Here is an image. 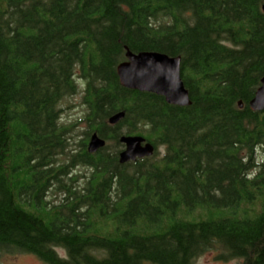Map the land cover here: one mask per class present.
Returning a JSON list of instances; mask_svg holds the SVG:
<instances>
[{
  "label": "trees",
  "instance_id": "trees-1",
  "mask_svg": "<svg viewBox=\"0 0 264 264\" xmlns=\"http://www.w3.org/2000/svg\"><path fill=\"white\" fill-rule=\"evenodd\" d=\"M263 8L0 0V259L195 264L218 251L264 264V112L249 107L264 77ZM127 48L181 57L192 105L122 87ZM79 91L87 130L75 150L61 107ZM94 133L107 145L90 154ZM122 136L147 138L155 155L121 165Z\"/></svg>",
  "mask_w": 264,
  "mask_h": 264
},
{
  "label": "water",
  "instance_id": "water-1",
  "mask_svg": "<svg viewBox=\"0 0 264 264\" xmlns=\"http://www.w3.org/2000/svg\"><path fill=\"white\" fill-rule=\"evenodd\" d=\"M126 50V61L117 67L122 87L161 96L172 106L192 105L190 94L181 76V57H171L158 52L133 53L128 48ZM239 107L243 109L244 104L240 102ZM249 107L253 112H264V77ZM124 117L125 112H120L109 119V124L115 126ZM119 141L124 145L123 151L119 154L121 165L151 158L156 152L155 145L143 136H122ZM106 144L105 139L94 133L88 143V152L96 154L104 149Z\"/></svg>",
  "mask_w": 264,
  "mask_h": 264
},
{
  "label": "rangeland",
  "instance_id": "rangeland-1",
  "mask_svg": "<svg viewBox=\"0 0 264 264\" xmlns=\"http://www.w3.org/2000/svg\"><path fill=\"white\" fill-rule=\"evenodd\" d=\"M82 87L84 86L82 85ZM81 91H79L76 96L67 98L61 107V122L65 125L67 124L68 126H70V124H75V127L73 128L74 133L72 134L73 139L70 141L73 149L75 150L79 149V145L86 138L85 131L87 130V124H85V122L81 123V120H83L87 114V105L83 100L85 95L84 92L82 93ZM163 155L164 149L162 148L158 158H160V156L162 157ZM77 170L78 171L75 172L81 174L84 173L83 171H86L82 168ZM58 252L61 257H66V252L64 250L58 249ZM219 255L220 252L218 251H209L199 257L195 261V264H242V260L223 261L218 259ZM0 261L1 264H46L38 257L25 253L5 254L1 257Z\"/></svg>",
  "mask_w": 264,
  "mask_h": 264
}]
</instances>
